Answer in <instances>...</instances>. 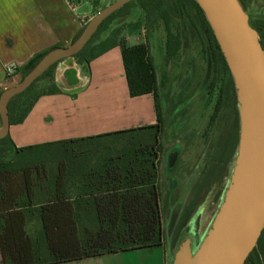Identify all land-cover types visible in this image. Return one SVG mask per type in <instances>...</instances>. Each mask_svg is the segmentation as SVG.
I'll return each mask as SVG.
<instances>
[{"label": "trees", "instance_id": "16d2710c", "mask_svg": "<svg viewBox=\"0 0 264 264\" xmlns=\"http://www.w3.org/2000/svg\"><path fill=\"white\" fill-rule=\"evenodd\" d=\"M135 10L143 16L147 40L151 32L164 31L168 57L181 49L184 34L194 29L206 60L211 63V79L206 88L214 96L211 119L221 134L223 126L231 124L213 147L212 176L208 180L219 176L224 186L238 152L239 104L233 76L211 26L195 0H134L107 18L74 59L78 67L87 70L95 59L120 48L129 95L153 96L157 124L26 148H17L10 134L1 139L3 264H61L164 244L160 187L164 125L149 44L127 45L119 39L121 28L103 39L113 22L130 18ZM131 25L134 29L139 27ZM251 26L258 32L264 49L261 29ZM48 54L36 56L20 69L22 81ZM58 65L12 98L11 126L22 124L41 97L60 92L55 82ZM40 82L44 84L39 86ZM47 150H57L58 154L32 155ZM7 154L14 155L8 158ZM34 220L41 227L33 228L31 234L29 224ZM245 264H264V231Z\"/></svg>", "mask_w": 264, "mask_h": 264}, {"label": "crops", "instance_id": "0c3cea01", "mask_svg": "<svg viewBox=\"0 0 264 264\" xmlns=\"http://www.w3.org/2000/svg\"><path fill=\"white\" fill-rule=\"evenodd\" d=\"M81 30L77 16L64 0H0V96L22 82V67L40 54L70 47ZM10 67L17 68L12 76L7 74ZM75 68L80 81L76 88L81 91L65 92L66 67L58 65L55 82L60 92L41 97L26 120L10 128L17 148L157 124L153 96L129 95L120 48L95 59L87 70L76 63ZM40 227L41 223L34 220L29 224L30 233ZM189 243L188 238L181 239L168 251L164 241L160 247L61 264H173L183 249L188 250L191 259L195 257L202 244L192 248Z\"/></svg>", "mask_w": 264, "mask_h": 264}, {"label": "rangeland", "instance_id": "374dc122", "mask_svg": "<svg viewBox=\"0 0 264 264\" xmlns=\"http://www.w3.org/2000/svg\"><path fill=\"white\" fill-rule=\"evenodd\" d=\"M115 1H85L79 7L77 15L94 17ZM241 5L253 25L262 23L264 0H244ZM131 24H139V27L134 29ZM116 28H121L119 39L129 46L148 42L157 74L164 125L160 187L166 249L171 250L177 241L184 238L190 240L192 248L199 247L211 232L235 167L234 161L229 167L224 186L219 176L208 181L212 176L213 147L220 143L221 136L229 131L231 125L229 123L223 126L221 134L216 129L217 124L211 119L214 96L209 95L206 89L211 79V63L206 60L194 29L184 34L181 49L168 57L164 31L161 29L151 32L147 40L143 16L139 11L135 10L128 19L113 22L103 39ZM43 84L44 82H40L38 85ZM173 151H179V161L177 170L171 174L167 170V164L169 154ZM53 153L58 154V151L47 150L34 152L32 155ZM10 155L14 154H7V157H12ZM169 177L173 178V182H169ZM220 190L222 197L218 200ZM174 216L177 220L172 228ZM185 222L186 226L183 228Z\"/></svg>", "mask_w": 264, "mask_h": 264}, {"label": "water", "instance_id": "95a60500", "mask_svg": "<svg viewBox=\"0 0 264 264\" xmlns=\"http://www.w3.org/2000/svg\"><path fill=\"white\" fill-rule=\"evenodd\" d=\"M134 0L104 8L68 48L50 52L18 85L0 96V140L10 134L9 103L55 64L66 67L68 94L80 81L74 56L112 14ZM203 11L233 76L239 104L240 138L235 167L210 234L194 258L183 249L173 264H245L264 231V49L238 0H195ZM175 218V216H174ZM173 222V227L177 218Z\"/></svg>", "mask_w": 264, "mask_h": 264}, {"label": "built area", "instance_id": "2783aa9c", "mask_svg": "<svg viewBox=\"0 0 264 264\" xmlns=\"http://www.w3.org/2000/svg\"><path fill=\"white\" fill-rule=\"evenodd\" d=\"M85 1H88V0H64V3L66 4V6H67V8L70 10V12H71L72 14H75V15L77 16V19H78V21L80 22L82 29H83V28H86V26H87V25L92 21V19L94 18V17L89 16V15H87V14H84V15H82V16H78V15H77V11H78L79 7H80L81 4H82L83 2H85ZM116 1H118V0H116ZM116 1H115V2H116ZM16 71H17V68H15V67H10V68H8V70H7V74H8V76H12V75H14V74L16 73Z\"/></svg>", "mask_w": 264, "mask_h": 264}, {"label": "flooded vegetation", "instance_id": "af4514ba", "mask_svg": "<svg viewBox=\"0 0 264 264\" xmlns=\"http://www.w3.org/2000/svg\"><path fill=\"white\" fill-rule=\"evenodd\" d=\"M240 3L243 4L244 0H239ZM262 11H263V21L262 23H259L258 25H253L251 22H250V25H253V26H256L258 27L259 29H261V32L262 34L264 35V8H262ZM250 21V19H249ZM263 42H264V38H263ZM179 151H173L172 153L169 154V157H168V164H167V170L169 173L172 174V172L176 171L177 170V167H178V161H179ZM160 172H161V166H160ZM161 174V173H160ZM170 178V177H169ZM173 182V178H170L169 179V182ZM170 182V183H171ZM210 185V184H209ZM221 191L218 192L217 194V199L220 200L222 195H221ZM186 226V224L184 225V227ZM183 227V228H184Z\"/></svg>", "mask_w": 264, "mask_h": 264}]
</instances>
